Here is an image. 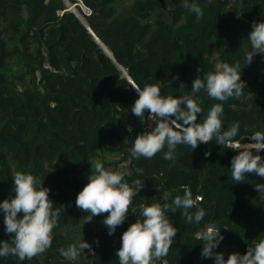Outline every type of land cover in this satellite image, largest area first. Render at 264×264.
Returning <instances> with one entry per match:
<instances>
[{"label": "trees", "instance_id": "trees-1", "mask_svg": "<svg viewBox=\"0 0 264 264\" xmlns=\"http://www.w3.org/2000/svg\"><path fill=\"white\" fill-rule=\"evenodd\" d=\"M79 1L91 14L76 11L110 56L64 0H0V204L15 197L13 178L20 172L50 189L53 210L60 209L49 249L31 260L0 257V264H119L115 253L122 234L142 218L140 204L162 203L165 192L183 195L185 185L193 199L203 197L198 206L206 215L189 224L181 209L165 212L178 232L168 255L154 264H215L201 258L203 241L195 237L209 223L224 237L215 252L225 260L246 254L254 240L264 239V203H254L260 196L255 186L264 178L245 173L242 183L234 182L231 160L238 152L214 140L194 150L178 145L174 160L164 159L166 146L151 159L133 158L136 136L155 123L147 110L138 118L131 113L139 98L132 87L159 83L162 97L192 95L198 75L239 62L242 94L226 101L203 90L194 94L202 109L197 123L221 104L225 130L239 123L234 139L253 143L248 136L264 133V53L248 65L245 56L252 23L264 22V0H187L202 9L199 20L183 7L185 0ZM255 154L264 159V150ZM96 162L123 172L129 185L142 181L126 220L111 236L102 223L108 214L87 222L89 214L75 206ZM74 235L92 245L94 255L85 249L75 261L65 260L57 249L74 244ZM11 239L0 209V242Z\"/></svg>", "mask_w": 264, "mask_h": 264}, {"label": "clouds", "instance_id": "clouds-1", "mask_svg": "<svg viewBox=\"0 0 264 264\" xmlns=\"http://www.w3.org/2000/svg\"><path fill=\"white\" fill-rule=\"evenodd\" d=\"M183 7L195 13L197 20L202 18L203 11L198 5L185 0ZM247 37L251 46V51L245 56L248 65L258 54L264 53V22L254 21ZM216 68L215 72L205 73L203 77L198 75L192 82V95L185 94L179 98L162 97L159 83L143 88L139 85L132 87L139 98L131 106V113L138 118L145 116L147 110L148 119L155 123L153 130L146 129L136 136L130 149L133 158L151 159L166 146L164 159L174 160L178 145H187L194 150L200 143L214 140L216 144L238 152L231 160L230 170L234 182L242 183L245 173L264 178V159L255 154L264 150V133L257 131L248 136L253 143L242 144L235 140L240 125L233 123L225 130L220 118L224 111L221 104L213 105L204 122L197 123L202 109L193 98L194 94L203 90L211 99L226 101L233 96L239 97L246 87L241 80L239 62L234 66L217 64ZM184 87L182 82L180 89ZM128 131H132L131 127ZM209 155L210 152L205 153V157ZM124 175L123 172L105 170L102 163L96 162L89 182L75 200V206L89 214L87 222L94 216L108 214L102 223L110 236L124 223L133 197H137L143 189L141 180L136 179L129 185L124 182ZM13 181L15 197L0 204L4 213L5 232L12 234L11 240L0 242V257L12 255L20 261L31 260L51 247L52 231L57 226L60 209L53 210V202L49 199L50 189L43 187L34 176L18 172ZM181 187L183 195L172 197L171 192H165L162 203L140 204L142 218L122 234L121 247L115 253L119 264H154L168 255L178 229L170 223L165 212L175 213L181 209L189 224H199L203 220L205 210L198 206L203 197L197 195L193 199L188 186ZM255 190L260 196L259 201L254 203H264V184H256ZM193 208L196 209L194 213L190 211ZM195 237L203 241L202 259L213 258L215 264H264V239L254 240L246 254L233 253L225 260L223 253L214 251L224 239L221 229L215 224H207L195 233ZM85 249L94 255L92 245L84 240L57 251L65 260L75 261Z\"/></svg>", "mask_w": 264, "mask_h": 264}, {"label": "water", "instance_id": "water-1", "mask_svg": "<svg viewBox=\"0 0 264 264\" xmlns=\"http://www.w3.org/2000/svg\"><path fill=\"white\" fill-rule=\"evenodd\" d=\"M65 1V3H66V6H67V10L68 11H72L75 15H76V17L80 20V22L86 27V29L88 30V32L90 33V35L95 39V41H96V43H98V44H100L102 47H103V49L106 51V53L109 55V53H108V51L105 49V47L100 43V41L98 40V39H96L95 38V36L93 35V33L91 32V30L89 29V27L87 26V24H86V22L83 20V18L78 14V12L76 11V6L75 5H73V4H71V3H69L67 0H64ZM110 56V55H109ZM124 74H125V72H124ZM125 76H127L126 74H125ZM128 80L131 82V80L128 78Z\"/></svg>", "mask_w": 264, "mask_h": 264}, {"label": "built area", "instance_id": "built-area-1", "mask_svg": "<svg viewBox=\"0 0 264 264\" xmlns=\"http://www.w3.org/2000/svg\"><path fill=\"white\" fill-rule=\"evenodd\" d=\"M75 5H77L78 7H80V9H81V12H82V14L83 15H85V16H89L90 14H91V11L88 9V8H86L79 0H77V2H76V4ZM45 67L46 68H49L48 66H46L45 65Z\"/></svg>", "mask_w": 264, "mask_h": 264}, {"label": "rangeland", "instance_id": "rangeland-1", "mask_svg": "<svg viewBox=\"0 0 264 264\" xmlns=\"http://www.w3.org/2000/svg\"><path fill=\"white\" fill-rule=\"evenodd\" d=\"M73 5H74V4H73ZM75 6H76V5H75ZM149 125H151V124H149ZM70 237H71L73 243H77V242H79V240H80V236H79V235H74V236H70Z\"/></svg>", "mask_w": 264, "mask_h": 264}]
</instances>
